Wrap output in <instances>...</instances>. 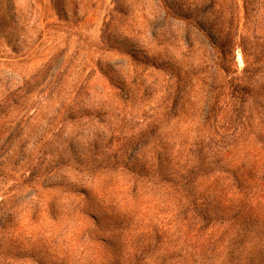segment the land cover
<instances>
[{
    "label": "rangeland",
    "instance_id": "374dc122",
    "mask_svg": "<svg viewBox=\"0 0 264 264\" xmlns=\"http://www.w3.org/2000/svg\"><path fill=\"white\" fill-rule=\"evenodd\" d=\"M0 264H264V0H0Z\"/></svg>",
    "mask_w": 264,
    "mask_h": 264
}]
</instances>
